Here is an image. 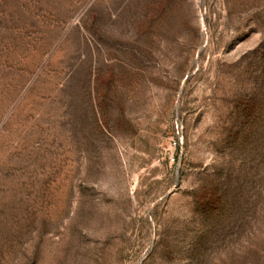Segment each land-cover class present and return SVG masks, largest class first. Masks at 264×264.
Segmentation results:
<instances>
[{
	"label": "rangeland",
	"instance_id": "obj_1",
	"mask_svg": "<svg viewBox=\"0 0 264 264\" xmlns=\"http://www.w3.org/2000/svg\"><path fill=\"white\" fill-rule=\"evenodd\" d=\"M0 264H264V0H0Z\"/></svg>",
	"mask_w": 264,
	"mask_h": 264
}]
</instances>
